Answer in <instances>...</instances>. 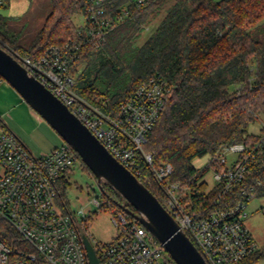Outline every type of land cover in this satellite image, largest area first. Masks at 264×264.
<instances>
[{"label": "trees", "instance_id": "1", "mask_svg": "<svg viewBox=\"0 0 264 264\" xmlns=\"http://www.w3.org/2000/svg\"><path fill=\"white\" fill-rule=\"evenodd\" d=\"M93 2L51 0V10L28 46H22L11 32V17L0 14V46L17 58L37 59L49 46L77 35L75 17L84 15ZM104 6L116 19L104 41H90L83 47L73 67L76 89L115 111L140 82L163 77L171 89L169 100L147 134L144 150L153 153L156 167L173 165L170 181L188 187L183 202L190 208H215L221 189L209 188L203 176L208 169L225 167L216 158L224 146L244 142L251 150L262 133V127L254 133L248 126L264 114V0H144L140 6L137 0H104ZM4 80L0 75V83ZM253 153L246 179L224 201L240 198L245 188L264 196V145ZM207 154L210 163L197 168L193 160ZM77 157L90 170L78 153ZM143 167L151 178L143 183L164 203L165 189L152 178L151 169ZM62 180L64 184L66 177ZM101 187L105 198L101 205L121 210L119 203L126 200L120 193L108 183ZM65 189L60 192L63 199ZM17 236L9 222L0 220L2 239L11 243ZM263 259L264 246H260L238 264ZM32 264L49 263L39 256Z\"/></svg>", "mask_w": 264, "mask_h": 264}, {"label": "built area", "instance_id": "2", "mask_svg": "<svg viewBox=\"0 0 264 264\" xmlns=\"http://www.w3.org/2000/svg\"><path fill=\"white\" fill-rule=\"evenodd\" d=\"M143 2L137 0L138 6ZM115 19L107 12L104 0H94L83 22L77 24L75 37L49 46L37 59L29 55L18 59L141 181L151 182L143 166L151 169L152 178L165 189L163 205L208 264L240 263L260 247L245 224L247 205L255 193L245 188L236 200L224 198L246 179L254 150L264 145V121L253 149L235 142L224 146L216 157L225 165L221 170L214 169V185L221 189L214 200L216 207L190 208L183 202L188 187L170 181L173 165L156 167L153 153L144 150L147 134L169 100L167 81L161 76L143 80L115 111L76 89L73 67L83 47L90 41H104ZM230 151L239 156L228 165L225 154ZM77 159V152L66 141L45 153L32 152L0 117V220L9 222L18 233L11 243L0 237V264H32L39 256L49 264H90L83 241L86 232L60 196L62 179ZM94 201L101 204L98 198ZM112 219L118 227L116 235L108 242L93 244L101 264H177L155 235L126 210L121 208Z\"/></svg>", "mask_w": 264, "mask_h": 264}, {"label": "water", "instance_id": "3", "mask_svg": "<svg viewBox=\"0 0 264 264\" xmlns=\"http://www.w3.org/2000/svg\"><path fill=\"white\" fill-rule=\"evenodd\" d=\"M0 75L73 147L97 177L126 200L119 206L139 220L165 246L177 264H208L191 237L159 198L121 163L97 136L11 52L0 46ZM131 205L135 210L128 206ZM90 264H101L87 234Z\"/></svg>", "mask_w": 264, "mask_h": 264}, {"label": "rangeland", "instance_id": "4", "mask_svg": "<svg viewBox=\"0 0 264 264\" xmlns=\"http://www.w3.org/2000/svg\"><path fill=\"white\" fill-rule=\"evenodd\" d=\"M50 10L51 0H8L5 5L0 4V14L11 17L9 22L11 32L16 34L18 42L22 46H28L33 41ZM75 21L77 24L83 22L81 13L76 15ZM149 32V30L146 31L139 38L138 43H141ZM7 84L5 80L0 83L1 97L4 96L8 103L5 108L0 106V116L3 117L7 127L15 132L36 154L48 152L61 144L64 139L59 133L10 84ZM262 121H264V114L256 121L251 122L248 130L259 133ZM238 156L239 154L236 152L226 153L227 164L231 165ZM211 159V155L207 154L195 158L193 164L202 169L210 163ZM202 180L208 183L209 188L212 187L215 184L214 169H208ZM63 187L66 189L61 202L63 203L65 200L92 243L97 245V243L111 240L118 232V227L112 219L115 210L101 205L104 204L105 198L98 179L90 170L84 168L79 159L66 174V182L61 185V188ZM95 198L100 200V205L95 203ZM261 264H264V260Z\"/></svg>", "mask_w": 264, "mask_h": 264}, {"label": "crops", "instance_id": "5", "mask_svg": "<svg viewBox=\"0 0 264 264\" xmlns=\"http://www.w3.org/2000/svg\"><path fill=\"white\" fill-rule=\"evenodd\" d=\"M82 17H83V15H82ZM6 87L8 88V86H6ZM0 102H1L0 106H2L1 108H5L8 104L6 99H4V96L1 97V94H0ZM0 117L3 119L2 116H0ZM256 197H258V198L256 199ZM254 198L250 202H248V205H247V211H248L249 215H248V219L246 222V226L249 229V231L251 232V234H252L253 238L255 239V241L257 242V244L259 246H264V196H255ZM261 263H262V261H260L256 264H261Z\"/></svg>", "mask_w": 264, "mask_h": 264}]
</instances>
